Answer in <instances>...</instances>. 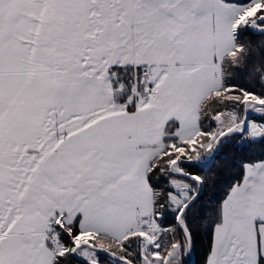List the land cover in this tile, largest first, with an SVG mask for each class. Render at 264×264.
Returning <instances> with one entry per match:
<instances>
[{
    "label": "snow or ice",
    "instance_id": "snow-or-ice-1",
    "mask_svg": "<svg viewBox=\"0 0 264 264\" xmlns=\"http://www.w3.org/2000/svg\"><path fill=\"white\" fill-rule=\"evenodd\" d=\"M252 36L264 0H0V264H264Z\"/></svg>",
    "mask_w": 264,
    "mask_h": 264
},
{
    "label": "trees",
    "instance_id": "trees-1",
    "mask_svg": "<svg viewBox=\"0 0 264 264\" xmlns=\"http://www.w3.org/2000/svg\"><path fill=\"white\" fill-rule=\"evenodd\" d=\"M251 41L255 45H260L264 42V37L252 36ZM260 57L254 55L250 64L259 63ZM240 83L249 85L250 82L246 76L241 75L238 77ZM262 149L260 146H255V154H259ZM251 153L250 149H240L235 145H226L221 148L220 154L216 157V163L213 164L210 171L203 173L209 178V184L206 186L204 198H218L222 194L223 189L226 187L227 183L230 182L232 176L235 174L234 162L239 159L248 156ZM213 177H215V182L213 183ZM207 248V239L201 230L196 236V252L195 261L199 262L203 257Z\"/></svg>",
    "mask_w": 264,
    "mask_h": 264
},
{
    "label": "water",
    "instance_id": "water-1",
    "mask_svg": "<svg viewBox=\"0 0 264 264\" xmlns=\"http://www.w3.org/2000/svg\"><path fill=\"white\" fill-rule=\"evenodd\" d=\"M193 259L195 260V255L193 256Z\"/></svg>",
    "mask_w": 264,
    "mask_h": 264
}]
</instances>
